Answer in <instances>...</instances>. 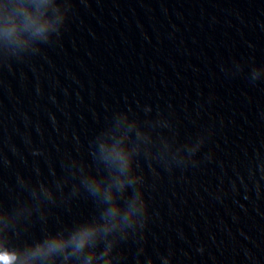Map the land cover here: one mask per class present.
Segmentation results:
<instances>
[{"label":"water","instance_id":"obj_1","mask_svg":"<svg viewBox=\"0 0 264 264\" xmlns=\"http://www.w3.org/2000/svg\"><path fill=\"white\" fill-rule=\"evenodd\" d=\"M24 2L55 27L0 38V253L108 228L139 196L35 264H264V0Z\"/></svg>","mask_w":264,"mask_h":264},{"label":"clouds","instance_id":"obj_2","mask_svg":"<svg viewBox=\"0 0 264 264\" xmlns=\"http://www.w3.org/2000/svg\"><path fill=\"white\" fill-rule=\"evenodd\" d=\"M42 13H32L29 11V5L24 0H0V38L6 41L22 42L21 33L29 32L32 36L41 35L47 29H54L55 21H42ZM103 158L123 174L132 167V155L119 145L114 143L111 147L101 145ZM126 181L119 177L114 178L113 183L123 187ZM89 188L94 193H101L106 201L112 200L109 189L103 188L99 181H91ZM146 208L144 201L138 196L130 205L128 211L121 216V210L118 205H112L108 209V215L113 217L114 221L108 228L84 225L78 228L68 238L58 235L45 241L42 245H36L34 248L25 249L22 252L15 253L5 250L0 254L10 256L8 261H0V264H35V261L42 257H48L50 253L62 251L66 247H73L76 251H83L91 247L98 233L110 230L111 228L121 227V221L127 220L129 216H134L138 211ZM119 217V220L116 218ZM14 257V258H13ZM94 260L99 264H111V261L103 254H90L85 259V264H93Z\"/></svg>","mask_w":264,"mask_h":264}]
</instances>
